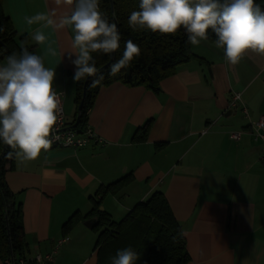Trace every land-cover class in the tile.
<instances>
[{
  "label": "crops",
  "instance_id": "crops-1",
  "mask_svg": "<svg viewBox=\"0 0 264 264\" xmlns=\"http://www.w3.org/2000/svg\"><path fill=\"white\" fill-rule=\"evenodd\" d=\"M2 5L17 34L55 73L53 90L62 94L71 123L77 91L65 54L72 27L43 28L46 40L36 44L30 33L39 25L24 18L52 9L58 18L73 5ZM190 48L193 58L161 80L156 92L119 81L101 87L85 124L96 139L81 148L50 146L31 161L6 158L4 180L22 211L25 258L54 251L55 264H98V232L86 226L87 214L101 186L129 174L131 182L106 195L100 211L119 221L136 202L162 191L183 230L187 264H264V143L250 133L251 122L264 114V55L248 52L231 65L212 40ZM233 93L241 100L231 108ZM148 120L145 139L137 141ZM235 132L240 138L233 140Z\"/></svg>",
  "mask_w": 264,
  "mask_h": 264
},
{
  "label": "clouds",
  "instance_id": "clouds-1",
  "mask_svg": "<svg viewBox=\"0 0 264 264\" xmlns=\"http://www.w3.org/2000/svg\"><path fill=\"white\" fill-rule=\"evenodd\" d=\"M64 3L73 7L58 18L55 9L24 18L29 26L39 25L30 33V40L43 44V28L58 31L71 26L74 36L65 57L74 68L73 82L96 77L90 84L95 88L104 77L93 54L117 51L119 29L100 10L99 0ZM127 23L133 31L162 34H175L183 28L193 46L207 40L211 29L216 46L224 49V58L231 65L240 63L248 52L264 55V9L256 0H140L139 10L130 13ZM27 43L23 41L19 52H11L0 63V141L12 149L5 158L21 161L36 160L42 150L60 139L56 132L61 101L53 90L55 73L40 55L29 51ZM140 55L138 44L125 41L121 57L109 65V75L129 68ZM138 260L139 253L129 246L117 250L110 264H137Z\"/></svg>",
  "mask_w": 264,
  "mask_h": 264
},
{
  "label": "trees",
  "instance_id": "trees-1",
  "mask_svg": "<svg viewBox=\"0 0 264 264\" xmlns=\"http://www.w3.org/2000/svg\"><path fill=\"white\" fill-rule=\"evenodd\" d=\"M256 3L264 9V0H256ZM3 0H0V58L4 59L13 51L19 52L21 43L28 41L29 51L35 53L34 45L25 36H19L14 30L13 23L3 9ZM99 0V8L106 13L110 22L118 26L121 40L120 48L114 52L111 63L118 60L124 50V42L131 39L141 48V55L135 58L131 66L122 69L115 76L109 75L108 62L110 55L94 53L96 66L100 69L104 79L102 83L92 88V79L88 78L85 85V95L82 107L78 111L79 102L83 96V86L86 80L76 82V120L77 129L84 128L87 121V113L92 108L93 102L101 87L114 82H121L126 86H144L151 91H158L159 82L175 72L180 63L193 58L191 44L187 42V34L181 28L175 34L152 33L150 30L137 29L133 31L128 26V18L132 11L139 10L140 0ZM209 40L215 41V35L209 29ZM223 49V48H222ZM224 51V49H223ZM110 63V64H111ZM151 120L146 121L143 133L136 136L137 141H143L149 130ZM0 141V257L5 261L17 263L24 257L25 243L20 204L16 202L14 194L8 188L4 180L5 154L12 151L8 146L2 149ZM129 174L116 181L101 186L97 191V198L93 200V208L87 216L95 220L91 226L98 232L95 242L98 264H110V258L117 250L131 246L139 253L137 264H187L189 254L186 251V241L183 230L173 216L171 207L162 191H154L146 200L138 201L124 216L117 221L111 218L105 211L99 210L100 201L109 193H118L122 186L131 182ZM74 214L65 223L68 226Z\"/></svg>",
  "mask_w": 264,
  "mask_h": 264
},
{
  "label": "built area",
  "instance_id": "built-area-1",
  "mask_svg": "<svg viewBox=\"0 0 264 264\" xmlns=\"http://www.w3.org/2000/svg\"><path fill=\"white\" fill-rule=\"evenodd\" d=\"M58 93V92H57ZM58 98L61 101L60 110L58 113V121H57V129L56 132L57 135L60 136V139L54 140L51 144V146L55 147H72L74 149L81 148V146L86 145L90 140L96 139L94 133L91 129H89L88 126H85L84 128L77 129L76 126L73 127L72 124H70L67 121V118H65L64 113V105L62 104V94L58 93ZM230 101V107L234 108L238 105L241 98L239 97V93H233L231 96ZM240 110H242V113L246 116L247 110L244 107H241ZM250 133L254 136L255 140L262 141L264 143V114H262L257 120L252 121L250 125ZM240 133L235 132L231 133L229 136L231 139H239ZM71 137V142L68 143V138ZM51 139V137H49ZM262 158H264V144H262ZM68 238L66 236L59 239L57 242V246H59L61 243L65 242ZM5 264H55L54 259V251L47 253V254H39L36 253L32 258L27 259L23 257L22 259L19 258L17 260V263H14L13 261L5 260Z\"/></svg>",
  "mask_w": 264,
  "mask_h": 264
},
{
  "label": "water",
  "instance_id": "water-1",
  "mask_svg": "<svg viewBox=\"0 0 264 264\" xmlns=\"http://www.w3.org/2000/svg\"><path fill=\"white\" fill-rule=\"evenodd\" d=\"M111 10H113L112 0H111ZM113 57H114V53L110 54V58H109L108 62L105 64V66L110 65V63L113 60ZM87 81H88V79L85 81L84 86H83V90H82L83 91V96H82L81 101L79 102L78 111H80V109H81V107L83 105L82 102H83L84 95H85V85H86ZM77 123H78V120L75 121V123L73 124V127H75L77 125ZM6 147H7V145H5V144L2 145V149H5ZM94 223H95L94 219H90V220L85 222L86 226H88V227H91Z\"/></svg>",
  "mask_w": 264,
  "mask_h": 264
}]
</instances>
